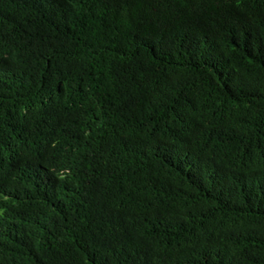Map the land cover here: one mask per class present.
<instances>
[{
    "label": "trees",
    "instance_id": "trees-1",
    "mask_svg": "<svg viewBox=\"0 0 264 264\" xmlns=\"http://www.w3.org/2000/svg\"><path fill=\"white\" fill-rule=\"evenodd\" d=\"M0 264H264V0H0Z\"/></svg>",
    "mask_w": 264,
    "mask_h": 264
}]
</instances>
